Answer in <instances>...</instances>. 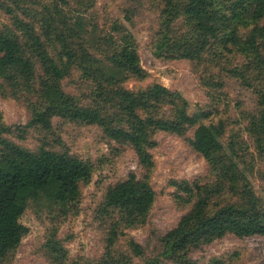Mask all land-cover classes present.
Masks as SVG:
<instances>
[{
  "label": "trees",
  "instance_id": "trees-1",
  "mask_svg": "<svg viewBox=\"0 0 264 264\" xmlns=\"http://www.w3.org/2000/svg\"><path fill=\"white\" fill-rule=\"evenodd\" d=\"M163 1V16L180 18L187 27L172 45L174 59L198 64L211 48L214 57L240 56L244 63L231 72L236 77L245 76L248 87L261 82L264 86V0ZM28 3L40 8L39 13L34 10L29 15ZM62 4L57 0L52 5L36 0H0V10L9 16L14 28L13 32L0 31V91L22 101L29 115L24 126L0 124V264L10 262L27 233L19 220L28 205L50 214L58 210L64 213L79 197L81 186L91 179V165L71 154L59 138L51 144L44 140L34 152L5 139L13 132L24 138L29 130L50 136L55 119L96 127L109 144L131 149L141 170L140 175L130 173L105 191L97 215L109 223V232L98 264H130L116 258L112 248L124 236L119 232L121 227H146L149 223L156 198L149 183L153 167L150 151L154 135L160 132L183 137L194 129L190 145L207 162L215 182L178 186L186 195L180 199L190 203L189 210L165 234L158 236L151 231L161 253L144 258L143 247L130 240L133 256L142 258V264H198L192 255L227 236L238 240L264 237V207L234 162L238 159L236 144L230 141L227 150L222 143L223 123L203 125L201 121L209 114L191 115L181 96L160 84L138 92H104L127 79H145L138 55L128 37L122 35L108 56L96 58L87 43L98 48L116 40L94 37L88 20L66 13ZM118 30L115 27L114 31ZM72 71L97 83L91 94L95 102L83 106L62 90L61 82ZM257 94L261 100L250 122L254 129L248 131L262 137L257 140L260 145L264 143V88ZM223 194L235 199L220 197ZM54 243H49L54 253L50 255H59L57 264H64ZM205 264L225 262L212 259Z\"/></svg>",
  "mask_w": 264,
  "mask_h": 264
},
{
  "label": "rangeland",
  "instance_id": "rangeland-1",
  "mask_svg": "<svg viewBox=\"0 0 264 264\" xmlns=\"http://www.w3.org/2000/svg\"><path fill=\"white\" fill-rule=\"evenodd\" d=\"M52 5L56 0H36ZM64 1L61 8L66 13L81 15L89 22L94 37L105 41L113 37L116 43L96 48L88 43L89 50L98 59L111 53L120 43L123 35L128 37L131 47L138 55L139 63L145 72V79L137 82L127 79L118 86L105 88L104 92L116 90L138 92L153 84H160L170 91L177 92L187 103L189 113L209 114L203 125H224L222 143L228 150L230 141L236 144L240 171L259 197L264 207V143L253 132L252 118L256 115L260 102L259 92L263 82L252 87L246 85L245 76L236 77L231 71L244 63L240 56L214 57L215 50L209 49L201 63H190L174 59L172 45L183 36L187 27L182 19L163 16V0H57ZM27 12L40 8L30 3L25 5ZM15 16L24 19L21 13ZM264 24V21H263ZM12 21L0 10V31L13 32ZM119 27L120 31H114ZM167 37V38H166ZM253 80V79H252ZM62 90L86 106L93 99L91 94L97 83L85 79L79 71H72L61 82ZM95 102L94 100L92 103ZM103 107V105L101 104ZM29 115L19 101L3 90L0 91V124L5 126H24ZM53 133L45 136L38 131L29 130L24 138L17 132L6 135L12 144L36 151L41 142L50 144L59 138L71 154L79 157L92 167L91 179L81 186L80 195L74 204L56 213H47L33 205H28L19 222L27 229L18 249L10 256L8 264H57L51 256L50 242L60 255L64 264H98L104 256L109 223L97 215V209L108 187L124 180L130 173L141 174L136 157L128 147L108 143L101 132L93 126H78L53 120ZM194 129H189L183 137L167 133H156L154 147L150 151L153 161L149 183L156 198L145 227L124 228V236L116 241L113 255L130 264H142L140 257H134L129 241L134 240L144 249V258L161 253L157 243L151 239V231L158 236L172 229L177 221L187 213L190 203L180 192L183 184L196 181L214 183L209 166L196 152L190 141ZM179 186V187H178ZM232 201L235 197L221 195ZM180 198H183L182 200ZM217 197L216 199H218ZM48 246V247H47ZM47 252H49L47 255ZM198 264L219 259L225 264H264V237L238 240L227 236L205 246L192 255Z\"/></svg>",
  "mask_w": 264,
  "mask_h": 264
}]
</instances>
